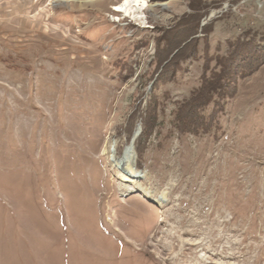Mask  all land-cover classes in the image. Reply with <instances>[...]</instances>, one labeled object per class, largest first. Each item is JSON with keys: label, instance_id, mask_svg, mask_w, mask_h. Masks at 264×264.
<instances>
[{"label": "rangeland", "instance_id": "obj_1", "mask_svg": "<svg viewBox=\"0 0 264 264\" xmlns=\"http://www.w3.org/2000/svg\"><path fill=\"white\" fill-rule=\"evenodd\" d=\"M126 1L0 0V264H264V0Z\"/></svg>", "mask_w": 264, "mask_h": 264}, {"label": "bare ground", "instance_id": "obj_2", "mask_svg": "<svg viewBox=\"0 0 264 264\" xmlns=\"http://www.w3.org/2000/svg\"><path fill=\"white\" fill-rule=\"evenodd\" d=\"M106 1L107 0H104L105 3ZM138 1L140 0H127L126 5L128 6V8H132L135 6V4H138ZM168 4H169L168 2L159 3L160 6H167ZM137 9L139 10V8ZM116 165L121 170L122 181L126 183L127 182L134 183L136 181V178L139 177L140 175L139 171L136 168L135 159L133 157V150L131 147L126 150L124 156L119 160V162ZM125 188L131 189L129 184H126Z\"/></svg>", "mask_w": 264, "mask_h": 264}, {"label": "trees", "instance_id": "obj_3", "mask_svg": "<svg viewBox=\"0 0 264 264\" xmlns=\"http://www.w3.org/2000/svg\"><path fill=\"white\" fill-rule=\"evenodd\" d=\"M219 83H220V81H219V78H218V77H216V78H214V79H209V80L207 81V83H206V85H207L206 91H214L215 88L218 87ZM203 95L206 96L205 93H204ZM192 116H193V117H192ZM192 116L189 117L190 120H194V117H195V116H194V115H192ZM184 118H187V115H185Z\"/></svg>", "mask_w": 264, "mask_h": 264}]
</instances>
